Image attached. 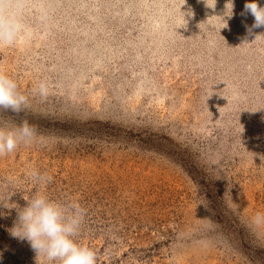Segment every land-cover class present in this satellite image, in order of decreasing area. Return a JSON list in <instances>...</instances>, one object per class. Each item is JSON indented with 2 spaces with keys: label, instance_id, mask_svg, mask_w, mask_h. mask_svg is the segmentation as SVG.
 I'll return each instance as SVG.
<instances>
[{
  "label": "rangeland",
  "instance_id": "rangeland-1",
  "mask_svg": "<svg viewBox=\"0 0 264 264\" xmlns=\"http://www.w3.org/2000/svg\"><path fill=\"white\" fill-rule=\"evenodd\" d=\"M232 2L0 0L28 98L0 128L35 133L0 156V264H53L9 231L37 194L96 264H264V27Z\"/></svg>",
  "mask_w": 264,
  "mask_h": 264
},
{
  "label": "clouds",
  "instance_id": "clouds-1",
  "mask_svg": "<svg viewBox=\"0 0 264 264\" xmlns=\"http://www.w3.org/2000/svg\"><path fill=\"white\" fill-rule=\"evenodd\" d=\"M229 2L232 4V17L234 4L232 0ZM245 12L255 20L248 28L249 35L253 34V29L264 27V7L258 0L246 3ZM0 38L12 43L14 30L6 26L0 32ZM39 92L46 93L44 84L39 85ZM27 104L28 98L18 91L17 83L0 74V108L20 111ZM34 135V129L27 122L13 129L0 128V156L14 152L20 143H30ZM33 176L38 181H45L38 173H33ZM46 180L50 181L51 177ZM83 215L84 210L77 204H63L37 194L18 211L15 226L9 231L13 238L27 241L37 256L43 255L53 264H96L94 251L73 239L80 230ZM2 255L0 253V259Z\"/></svg>",
  "mask_w": 264,
  "mask_h": 264
}]
</instances>
